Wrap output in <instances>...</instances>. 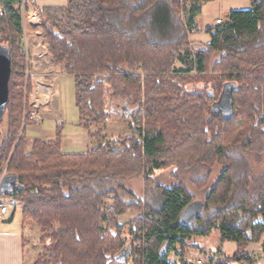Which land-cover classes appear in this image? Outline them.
<instances>
[{"label": "trees", "instance_id": "16d2710c", "mask_svg": "<svg viewBox=\"0 0 264 264\" xmlns=\"http://www.w3.org/2000/svg\"><path fill=\"white\" fill-rule=\"evenodd\" d=\"M213 1L35 6L53 62L74 79L79 122L97 141L69 154L62 152V124L53 140L35 139L28 150L25 132L37 118L24 106L27 78L19 67L28 64L15 8L26 1L0 0V45L11 56L0 193L9 186L5 192L22 205L23 225L42 231L34 264H198L186 257L197 247L190 240L215 227L237 250L202 264H256L247 246L261 243L264 252V177L255 178L244 158L264 148V0H250L249 8L230 11L216 26L197 28V16ZM200 31L211 42L195 48L189 35ZM226 82L236 87L229 120L212 109ZM115 103L125 112L115 111ZM118 114H129L130 132L110 143L102 126ZM215 164L224 169L191 224L181 221L193 202L183 183L149 186L157 171L172 167L206 170L196 182L201 188ZM133 177L144 179L145 197L123 184ZM128 210L140 213L130 227L132 241L120 223Z\"/></svg>", "mask_w": 264, "mask_h": 264}, {"label": "rangeland", "instance_id": "374dc122", "mask_svg": "<svg viewBox=\"0 0 264 264\" xmlns=\"http://www.w3.org/2000/svg\"><path fill=\"white\" fill-rule=\"evenodd\" d=\"M25 1L26 3L16 4L15 8L22 16V24L24 27L20 43L21 52L26 57V65H30L28 73L26 70L27 66L19 67V70L24 72L27 78V85L22 88L24 92L25 111L28 110L27 113L29 112V114L37 118V122L35 121L33 124L28 125L25 132L28 150L35 139L53 140L56 136L58 125L62 124V152H85L88 148L96 146L97 141L89 135L88 129L79 122V109L76 104L74 79L66 73L60 64L53 62V56L49 51L48 45L42 40V21L37 9L31 0ZM231 1L234 3V7H239L236 9L246 8L250 2V0H216L208 2L203 6L202 12L197 17L196 23L198 26L204 30L206 26H216L217 17L221 18L222 21L227 20L228 12L226 11V4ZM44 2L45 4L62 5L66 3V0H47ZM37 3L40 4L39 0H37ZM192 33L194 32H190V34ZM215 57H218L217 54ZM197 85L199 84H190L191 87H196ZM43 87L51 88V94H54L48 101L46 99L41 101ZM122 107V104L118 105L115 103L114 110L121 113L125 112ZM130 123V120L124 114H118L113 117L102 126V129L107 135V141L112 143L116 138L123 139L130 132ZM95 129L93 128V130ZM7 130L8 117L5 112L0 123V138L6 135ZM244 159L252 169L255 178L261 179V177H264V148L262 150L256 149L252 151ZM223 169L224 166L222 164H215L207 180V186L199 188L198 186L202 184L196 182L207 174L206 170L189 168L176 169L170 167L166 170L157 171L155 178L149 186L152 188L158 184L170 186L172 184L183 183L186 191L192 196L193 202L198 200L202 201L219 178ZM5 171L6 168L3 170L2 175H4ZM123 184L136 197H145L146 185L142 177L124 179ZM2 188L3 192L0 193V200L4 201L10 209L7 216L15 211L14 220H8L2 224L8 226L13 222L11 224L13 229H19L21 231L23 229V235L25 236L23 238L26 245L25 264H34L35 259L37 260L43 250V243L40 241L42 231L38 225L31 222L22 225V205L5 192L8 190L7 187ZM107 203L112 204V199L107 200ZM139 215V212L128 210L120 217V223L123 224L122 234L129 241L136 240L135 235L130 231V227ZM219 241V230L215 227L203 243H205L204 246L207 250L211 249L216 251ZM198 242L200 243L202 240L199 239ZM187 256L195 260L199 257L201 258L202 254L199 251H189ZM259 260L261 259L259 258Z\"/></svg>", "mask_w": 264, "mask_h": 264}, {"label": "crops", "instance_id": "0c3cea01", "mask_svg": "<svg viewBox=\"0 0 264 264\" xmlns=\"http://www.w3.org/2000/svg\"><path fill=\"white\" fill-rule=\"evenodd\" d=\"M31 1L33 2V5H35V6L51 5V4H45L44 1H47V0H39L40 4L37 3V0H31ZM36 4H39V5H36ZM250 4L251 3L249 2V5L246 8H240V9H247L250 7ZM236 8H239V7H234V3L232 1L227 2L226 11L228 12V15H229L230 11L238 10ZM218 18L219 17H217L216 20ZM196 21H197V18H196ZM195 24H196L197 28L202 29L201 27L198 26V24L196 22H195ZM189 40L195 48H198V47L201 48L202 45L210 43L211 38H210V35L208 33L202 31L200 33L194 32V33L190 34ZM64 153H66V152H64ZM69 154H72V153H69ZM14 216H15V211L12 214L10 213V215L7 216L6 220H0V264H25L26 245L24 243V238H23V237H25L23 235L24 234L23 229H22V231L19 229H13L11 226V224H13V222L9 224L10 226L9 225L6 226V225L2 224V223L7 222L8 220L13 221ZM22 225H23V222H22ZM214 229L215 228H213V230ZM219 234H220V232H219ZM209 236H207V237L193 236L191 238L190 242L196 244L197 247L188 249L187 253H186V257L188 258L187 255H188L189 251H199L202 254L201 258L199 257L195 260H193L191 258H188V259L192 260L193 262H198L199 260L207 262L208 261V255L211 252L215 253L218 256H222L223 258H225V257L231 256L237 250V244L235 241L226 240V241L222 242L221 241V235H220L219 244L217 246V250L216 251H213L211 249L207 250L204 246L205 243H203V241H205V239L208 238ZM199 239L202 240V242L199 243L198 242ZM262 241H264V233L262 234ZM247 249L252 254V256L254 257L256 264H258V262H260V264H264V252H263L261 243H249L247 246ZM259 258L263 261L259 260ZM170 259L172 261H174L177 259V256L175 254H170ZM257 260H259V261L256 262Z\"/></svg>", "mask_w": 264, "mask_h": 264}, {"label": "water", "instance_id": "95a60500", "mask_svg": "<svg viewBox=\"0 0 264 264\" xmlns=\"http://www.w3.org/2000/svg\"><path fill=\"white\" fill-rule=\"evenodd\" d=\"M11 77V56L7 46L0 45V120L2 119L6 104L8 102L9 81ZM232 82H226L218 100L212 105L214 113H223L224 117L229 120L233 118L232 94L235 90ZM129 114H127L128 116ZM1 187H4L3 185ZM9 188V186L7 187ZM3 189V188H2ZM204 208L203 201H194L189 204L181 215V221L184 224H191L197 215Z\"/></svg>", "mask_w": 264, "mask_h": 264}, {"label": "built area", "instance_id": "2783aa9c", "mask_svg": "<svg viewBox=\"0 0 264 264\" xmlns=\"http://www.w3.org/2000/svg\"><path fill=\"white\" fill-rule=\"evenodd\" d=\"M223 21H222V19L221 18H218L217 20H216V23L217 24H220V23H222ZM29 68H30V65H28L27 67H26V70H27V73H28V70H29ZM51 88H49V87H43V95H41V101H43V100H50V97H53L54 96V94L52 95L51 94ZM9 212H10V209H9V207L7 206V204L4 202V201H2V200H0V220H5L6 218H7V215L9 214ZM217 255L215 254V253H213V252H211L210 254H209V259H213V258H215ZM198 264H202V261L201 260H199L198 262H197Z\"/></svg>", "mask_w": 264, "mask_h": 264}]
</instances>
